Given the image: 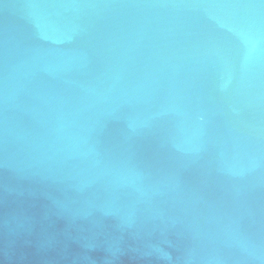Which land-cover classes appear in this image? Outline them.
I'll use <instances>...</instances> for the list:
<instances>
[{
  "label": "water",
  "instance_id": "1",
  "mask_svg": "<svg viewBox=\"0 0 264 264\" xmlns=\"http://www.w3.org/2000/svg\"><path fill=\"white\" fill-rule=\"evenodd\" d=\"M0 264H264V0H0Z\"/></svg>",
  "mask_w": 264,
  "mask_h": 264
}]
</instances>
